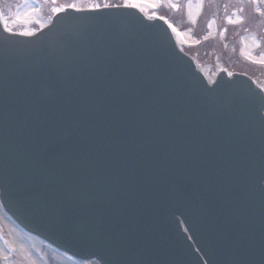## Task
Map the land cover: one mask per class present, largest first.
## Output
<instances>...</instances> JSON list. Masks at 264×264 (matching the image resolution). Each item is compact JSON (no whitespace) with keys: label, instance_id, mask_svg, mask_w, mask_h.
<instances>
[{"label":"water","instance_id":"95a60500","mask_svg":"<svg viewBox=\"0 0 264 264\" xmlns=\"http://www.w3.org/2000/svg\"><path fill=\"white\" fill-rule=\"evenodd\" d=\"M0 198L81 259L264 264V95L133 7L0 20Z\"/></svg>","mask_w":264,"mask_h":264},{"label":"rangeland","instance_id":"374dc122","mask_svg":"<svg viewBox=\"0 0 264 264\" xmlns=\"http://www.w3.org/2000/svg\"><path fill=\"white\" fill-rule=\"evenodd\" d=\"M5 1L10 2L5 7V2L1 0L5 26L24 33L34 32L47 25L59 9L67 6L85 8L83 2L91 5L119 3L147 10L159 5L157 0ZM158 11L169 15L182 28L179 35L175 34L177 39L182 47L194 54L208 73L215 70L222 50L225 54L224 62H221L222 69L226 73L249 74L261 80L264 89V15L257 9V0H164L163 7ZM156 12L151 10L150 15L155 16ZM260 27L262 30H259ZM0 229L5 236L4 242L0 240V258L8 262L18 257L9 264H91L49 249L44 242H39L31 235L15 232L13 220L4 213L1 206ZM5 230L7 235L3 233Z\"/></svg>","mask_w":264,"mask_h":264},{"label":"trees","instance_id":"16d2710c","mask_svg":"<svg viewBox=\"0 0 264 264\" xmlns=\"http://www.w3.org/2000/svg\"><path fill=\"white\" fill-rule=\"evenodd\" d=\"M261 1H264V0H261Z\"/></svg>","mask_w":264,"mask_h":264}]
</instances>
